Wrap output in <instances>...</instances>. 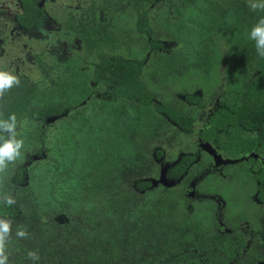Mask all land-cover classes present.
Instances as JSON below:
<instances>
[{"label": "flooded vegetation", "instance_id": "flooded-vegetation-1", "mask_svg": "<svg viewBox=\"0 0 264 264\" xmlns=\"http://www.w3.org/2000/svg\"><path fill=\"white\" fill-rule=\"evenodd\" d=\"M34 7L42 14L39 18ZM253 14L248 0H0V67L36 83L38 77L30 82L22 62L39 72L36 58L46 49L53 61L40 64L48 75L33 103L46 108L62 96L68 81L78 88L82 83L98 88L90 59L82 57L75 67L77 77L55 73L59 63H72L73 53L84 56L83 38L99 37V32L128 43L142 38L133 59L135 82L121 76L118 82L106 79L101 84L109 86L110 99L116 103L107 112V122L98 118L89 123L90 107L80 117L63 108L57 114L32 118V126L47 136L49 125L75 120L80 135L92 131L99 138L109 128L110 141L129 130L133 138H141L135 142L138 153L132 155L133 164L141 167L135 175L147 183L134 190L158 195L170 211L168 222L176 243L186 249L207 247L215 255L223 242L232 250V262L264 264V137L260 142L255 129L225 121H232L227 115L231 111L227 103L234 100L227 97L229 85L212 87L201 75L211 62L220 70L219 83H230L224 74L226 50L219 48L227 41L240 45L228 49L234 54L230 71L242 68L247 56L255 55L242 27ZM197 23L203 24L199 34ZM215 52L221 56L214 58ZM186 81L187 88L182 89ZM173 82L182 84L173 88ZM105 92H99L102 98ZM85 104L80 101L79 108ZM69 129H74L72 124ZM80 140L74 137V143ZM38 152L37 156L25 153L19 184L28 180L26 165L48 154L44 145Z\"/></svg>", "mask_w": 264, "mask_h": 264}, {"label": "trees", "instance_id": "trees-1", "mask_svg": "<svg viewBox=\"0 0 264 264\" xmlns=\"http://www.w3.org/2000/svg\"><path fill=\"white\" fill-rule=\"evenodd\" d=\"M33 11L35 18L42 16L35 7ZM253 16L251 21L242 25L246 34L259 19L264 18V11H255ZM140 26L141 24H138V27ZM194 26L198 34L202 32L203 24L197 23ZM98 35L99 37L89 34L83 38L80 52L84 56L76 53L77 57L73 53L72 63H59L55 72L61 76L67 72L68 77H71L82 57L90 59L89 65L95 64L94 80L97 76L98 83L96 90L87 83H82L81 88H78L77 83L68 81L64 93L59 95L54 105L46 108L33 105L38 100L41 80L48 75L47 69L40 64L46 65L45 59L53 61L50 53L42 47L36 58L39 64L36 83H29L19 77L20 85L12 88L0 99V119H7L14 113L18 131H21L20 125H25L21 133L24 138L22 158L14 165H9L0 187V193L11 195L16 200V204L12 206L0 203V218L12 221V236L7 245L9 264H239V261L232 262V250L223 242L219 253L211 255L207 247L186 249L184 245L181 247L172 239V222L168 223L170 211L164 209L158 195L145 196L134 190L136 185H147L145 180L135 175L141 167L133 164L132 160V155L139 151L135 142L139 141L140 137L133 138L128 130L121 132L125 137L119 134L113 141H99L98 160L88 159L87 163L78 165L72 163L78 160V152L88 157L92 151L83 141L88 133L93 135L92 131L80 135L75 120L68 119H61L49 125L47 136H41V131H36L32 126V118L40 119L46 114H57L63 108L73 110L72 114L78 113L80 117L79 114L82 116L90 107L93 116L88 118V122L93 123L99 118L96 115L99 108L107 107L109 112L115 103L110 99L113 97L110 95L109 86L105 84V87H102L103 81L111 79V82H118L122 76L124 81L135 82L133 59L139 54L135 51L138 50L136 47L138 42H142V38L130 44L106 36L103 32ZM234 43L240 48V45L233 41L220 44V47L228 50ZM250 43L255 55L247 56L242 68L239 65L227 73L230 82L227 97L234 100L227 103L231 109L227 115L232 121H225L239 123L249 131L255 129L261 142L264 137V58L257 55L254 42ZM248 44L243 43V47ZM227 56L232 58L234 54L227 52ZM1 70L10 71L7 68ZM107 72L109 75L106 77L104 74ZM74 77H77V73ZM101 91H106L104 98L99 93ZM82 100L86 104L79 108ZM90 101H93V104ZM70 124L74 129H69ZM75 132L76 135H72ZM113 132L111 129V133ZM0 137L7 138V134L0 132ZM74 137L81 139L79 143H74ZM63 140L66 147L63 146ZM66 140L68 144H65ZM41 145L46 146L48 154L31 162L40 180L34 182L28 176L25 184H19L23 171L20 163L25 153L35 152L36 155L40 152L38 150ZM109 146L112 148L109 149ZM82 167L91 168L96 172L98 182L92 187L93 194L84 188L81 179L80 183L77 181V175L83 176ZM262 171L264 172V168ZM34 184L46 185L49 188L46 196L40 193L37 199L31 191ZM141 197L144 198L142 201ZM45 202L52 205L43 206ZM93 209L99 212L96 214ZM58 225L60 229L56 228ZM17 228L26 229L29 238H17ZM127 241L131 242V245L127 244ZM29 251L37 252L39 261L29 260Z\"/></svg>", "mask_w": 264, "mask_h": 264}, {"label": "clouds", "instance_id": "clouds-1", "mask_svg": "<svg viewBox=\"0 0 264 264\" xmlns=\"http://www.w3.org/2000/svg\"><path fill=\"white\" fill-rule=\"evenodd\" d=\"M248 7L251 11H264V0H248ZM248 39L254 42L257 55L264 58V18L255 23L248 32ZM20 85V78L10 71L0 70V99L12 88ZM25 125H20L21 131H18V122L13 113L7 119H0V132L6 133L7 138L0 137V187L4 182L9 165H14L22 158V149L24 148V138L22 130ZM0 203L8 206L16 204L13 196L0 193ZM15 235L20 239L29 238V233L24 228H17ZM12 236V221L0 218V264H9V254L7 245ZM29 260L36 262L40 257L37 252L29 251L27 253Z\"/></svg>", "mask_w": 264, "mask_h": 264}, {"label": "rangeland", "instance_id": "rangeland-1", "mask_svg": "<svg viewBox=\"0 0 264 264\" xmlns=\"http://www.w3.org/2000/svg\"><path fill=\"white\" fill-rule=\"evenodd\" d=\"M131 44V43H130ZM219 48H221V47H219ZM221 49H224V50H226V55H227V52H229L227 49H225V48H221ZM219 56H221V53H219V52H215L214 54H213V57L214 58H217V57H219ZM22 65H23V71L24 72H26V74L27 75H29V80H30V82H34V81H36V78L38 77V72L37 71H35V66L33 65V64H31V63H27V62H22ZM5 68V67H4ZM0 70H1V67H0ZM8 70H10V69H8ZM204 72H201V75H204L205 77H207V83H208V85H210V86H212V87H221V86H223V87H227L228 85H230V83H225V84H221V83H219V80H221V76H220V74H218L219 72H220V70L218 69V67L216 66V65H214V64H212L211 62L210 63H208V65L205 67V69L203 70ZM230 71V58L227 56V62H226V67H225V71H224V74L226 73H228ZM10 72H12V70H10ZM12 73H14V72H12ZM223 74V75H224ZM187 82L188 81H186L184 84H183V87H182V89L183 88H187ZM182 83L181 82H173V84H172V87L173 88H177V87H179V85H181ZM191 85H195L194 83H190ZM107 107H101V108H99L98 110H97V113H96V115L99 117V118H102L103 120H104V122H107ZM121 126L123 127V124H121ZM109 131H110V129L109 128H106L105 129V132L103 133V135L101 136V137H99V138H97V137H95L94 135H92V134H90V133H88L87 135H86V137L84 138V143L85 144H87L88 145V148L90 149V150H92L91 151V153L89 154V156L87 157V156H85V155H83L81 152H78L79 153V157H78V160H76V161H72V163L73 164H78V165H83V164H85V163H87V160L88 159H91V160H93V159H95V160H98L97 159V155H98V143H99V141L101 142V143H107V141H108V133H109ZM67 152V154L69 153L70 154V152H68V151H66ZM75 153H77V152H75ZM98 162V161H97ZM81 163V164H80ZM83 169L81 170V174L83 175L82 177H80V176H78L77 175V181H79V183H80V179H81V182L82 183H84V188L86 189V190H88V192L90 193V194H93V189H92V187L93 186H96L97 185V182H98V179H97V175H96V172L95 171H93L91 168H84V167H82ZM25 170H26V173H28L27 174V176H29V178L30 179H32L31 181H39L40 179H39V175H38V173H37V170H36V168H35V166H32L31 165V162L28 164V165H26V167H25ZM45 181H48V179H44ZM81 185V184H80ZM87 186H89L88 188H86ZM29 188H31V187H29ZM49 190V188L46 186V185H44V184H40V186L39 185H36V184H34L33 186H32V188H31V191L34 193L33 195L38 199L40 196H39V194L41 193L42 195H45L46 196V194L45 193H47V191ZM39 191V192H38ZM39 204V203H38ZM201 204H203V205H207V204H205L204 202H202ZM52 205V203H50V202H45L44 204H43V206H51ZM94 213H98L99 212V210H95L94 211V209L92 210ZM140 211V210H139ZM56 223V222H55ZM168 223H170V222H168ZM57 224V223H56ZM56 228L57 229H60V226L58 225V226H56ZM127 244H129V245H131V242H129V241H127Z\"/></svg>", "mask_w": 264, "mask_h": 264}, {"label": "water", "instance_id": "water-1", "mask_svg": "<svg viewBox=\"0 0 264 264\" xmlns=\"http://www.w3.org/2000/svg\"><path fill=\"white\" fill-rule=\"evenodd\" d=\"M33 158H35V156H33Z\"/></svg>", "mask_w": 264, "mask_h": 264}]
</instances>
